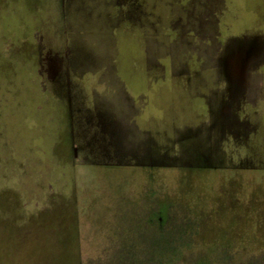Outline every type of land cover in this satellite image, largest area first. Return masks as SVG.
Returning <instances> with one entry per match:
<instances>
[{"label":"rangeland","instance_id":"1","mask_svg":"<svg viewBox=\"0 0 264 264\" xmlns=\"http://www.w3.org/2000/svg\"><path fill=\"white\" fill-rule=\"evenodd\" d=\"M0 264H264V0H0Z\"/></svg>","mask_w":264,"mask_h":264},{"label":"flooded vegetation","instance_id":"2","mask_svg":"<svg viewBox=\"0 0 264 264\" xmlns=\"http://www.w3.org/2000/svg\"><path fill=\"white\" fill-rule=\"evenodd\" d=\"M171 217V216H170ZM168 218H169V216H168ZM163 220V216H158V225L160 226V229L162 230V232H163V229L166 227V223H163V224H161L162 221ZM166 221H167V218H166ZM158 231H159V229H158Z\"/></svg>","mask_w":264,"mask_h":264}]
</instances>
